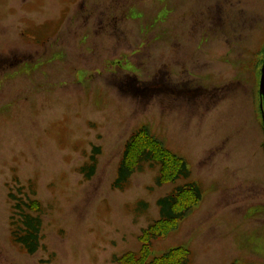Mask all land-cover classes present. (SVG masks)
Here are the masks:
<instances>
[{"label": "rangeland", "instance_id": "374dc122", "mask_svg": "<svg viewBox=\"0 0 264 264\" xmlns=\"http://www.w3.org/2000/svg\"><path fill=\"white\" fill-rule=\"evenodd\" d=\"M205 3L206 27L175 33L168 14L162 35L156 0H0V264H118L138 252L157 200L184 181L156 185L159 166L146 163L112 188L144 125L203 196L151 253L183 246L190 264H264V0ZM93 147L88 180L80 165ZM10 192L39 204L34 254L11 239Z\"/></svg>", "mask_w": 264, "mask_h": 264}, {"label": "trees", "instance_id": "16d2710c", "mask_svg": "<svg viewBox=\"0 0 264 264\" xmlns=\"http://www.w3.org/2000/svg\"><path fill=\"white\" fill-rule=\"evenodd\" d=\"M125 142L121 159L117 164L116 175L111 184L112 188L124 189L130 175L135 170H141L146 163L159 166L155 179L156 185L163 182H175L181 178L184 181L157 200L159 218L142 230L139 236L141 248L138 252L127 251L116 256L115 261L118 264H190L191 254L186 247L174 246L161 254L153 255L150 242L175 229L194 209L203 197L200 185L190 179V168L186 160L167 148L147 126L137 128ZM98 153L99 147H93L88 160L80 165V172L84 179L89 180L96 172ZM9 198L12 201L11 239L28 254H34L41 240L42 220L38 213H34L39 209V204L34 198L16 197L11 192ZM139 205L145 207L146 203L141 201Z\"/></svg>", "mask_w": 264, "mask_h": 264}, {"label": "flooded vegetation", "instance_id": "af4514ba", "mask_svg": "<svg viewBox=\"0 0 264 264\" xmlns=\"http://www.w3.org/2000/svg\"><path fill=\"white\" fill-rule=\"evenodd\" d=\"M208 0H156L158 5V11L156 15L157 25L162 28V35L164 33V29L166 28L164 23L167 21V15H174V21L170 23H166V26L171 27L173 32L180 33L183 28H194L197 29L199 26L206 27L211 20L212 14L210 13L209 5L205 2ZM188 4L184 11L178 13L177 6H182L184 4ZM196 7V10L194 9ZM180 14V15H179ZM174 17V16H173ZM187 26V27H186ZM182 28V29H181ZM180 31V32H179ZM183 32V31H182ZM174 33V34H175ZM166 72V71H165ZM167 73V72H166ZM148 87V85L146 86ZM168 89V87H166ZM200 87H196L194 91H197ZM150 87H148V90ZM258 102V111L261 115V125L264 127V102L262 99V95L259 94L257 97Z\"/></svg>", "mask_w": 264, "mask_h": 264}, {"label": "water", "instance_id": "95a60500", "mask_svg": "<svg viewBox=\"0 0 264 264\" xmlns=\"http://www.w3.org/2000/svg\"><path fill=\"white\" fill-rule=\"evenodd\" d=\"M260 81H259V90L261 91L262 99L264 102V53H263V62L261 65Z\"/></svg>", "mask_w": 264, "mask_h": 264}]
</instances>
